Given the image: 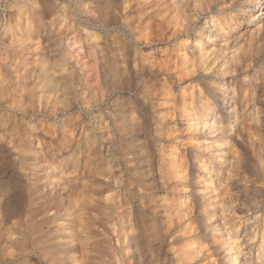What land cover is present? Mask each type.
Returning a JSON list of instances; mask_svg holds the SVG:
<instances>
[{"label": "rangeland", "instance_id": "obj_1", "mask_svg": "<svg viewBox=\"0 0 264 264\" xmlns=\"http://www.w3.org/2000/svg\"><path fill=\"white\" fill-rule=\"evenodd\" d=\"M51 1L0 0V45L2 40L8 44L19 28L25 46L20 56L11 57L22 77L14 74L5 82L6 92L0 88V264H44L37 251L30 258V229L36 239L45 232L51 250L46 256H67L70 264H103L107 239H116L114 224L118 237L135 236L127 250H136L137 264H238L225 242L228 234L235 238L243 215L255 207L260 217L251 230L252 257L254 264H264V17L246 25L238 43L227 41L248 18L244 12L252 0H177L187 1L192 24L185 29L173 23L167 30L163 18H174L177 3H150L141 14V32L152 39L134 43L130 54L124 43H114L108 63L101 59L106 73L98 74V82L89 69L94 59L86 31L46 34L54 26L49 27L52 17L41 8ZM112 1L107 0L104 13ZM65 2L56 1L58 9ZM160 4L164 8L158 15L146 16ZM209 10L218 23L210 44L204 32L195 31ZM125 12L128 20L139 13ZM29 21L36 44L25 33ZM116 25L125 29L121 21ZM72 34L81 37V51L79 43L69 42ZM4 51L0 60L9 54ZM69 52L75 57L66 65L63 55ZM37 57L50 67L52 78L61 79L65 101L38 103L37 95L53 92H46L45 80L38 77ZM74 76L85 79L84 85L71 86ZM202 103L211 110L208 121L216 131L209 124L192 125L190 116L198 117ZM105 114L114 123L99 134L103 142L98 145L117 170L114 180L124 185L123 201L116 206L103 201L109 193L100 190L104 176L96 174L103 167L93 168L94 153L88 152L93 141H85L86 131ZM221 175L233 177L239 193L218 185ZM126 189L132 190L130 197ZM62 243L74 248L60 251ZM186 252L192 259L185 260Z\"/></svg>", "mask_w": 264, "mask_h": 264}, {"label": "bare ground", "instance_id": "obj_2", "mask_svg": "<svg viewBox=\"0 0 264 264\" xmlns=\"http://www.w3.org/2000/svg\"><path fill=\"white\" fill-rule=\"evenodd\" d=\"M56 1H59V0H52L51 1L52 3L47 2L41 8L42 10H44V13L48 17H52L51 21L48 23L49 27L54 26V28L53 29L51 28L50 32L46 33V34H50L51 32L56 31V30H58L57 35L65 34L67 32V30L70 31L72 29H73V31L75 29H79V32L86 31L85 36H86V41H87V48L88 49L91 48V53H92L93 59H94L93 63H91V64H93V66L90 65L89 69L92 70V72H93L92 75H94V74L96 75L95 78L97 79V82H98V78H99L98 74L101 77H103V76H105V73H106L103 70V65H102L101 59H103L105 61V63H108L107 55H109L110 52H112L113 50H116L112 46L114 43H124V50H126L127 54H130L129 52H132L133 50H135V49H133L134 43H136V45H137V43H143V42H141L142 40L149 41L152 39L151 36H148L147 34H143L141 32L142 31L141 24L143 22L142 21L143 18L141 16V14L143 13L144 8L149 7L150 6L149 4L152 2L156 3L157 2L156 0H114V1H112L113 4L110 6L109 11L107 13H104L102 11L104 9V7H106L107 5L109 6V4H110V2H107V0H64V1H66V2L68 1V2H67V4H63L62 9H58V5H57L58 3H56ZM130 1H133L134 3L131 4ZM175 2L177 3V0H175ZM186 3H187V1H185L183 4L177 3L175 5V9L177 10V13L174 15V18H170V19L163 18L164 19L163 24L165 25L166 30L170 29V26L173 25V23H178L179 25H181L185 29H190L189 27L191 26L192 21L190 19L191 16L187 13V11L189 10V7H187ZM263 3H264V0H252V1H250V5L246 8V10H245L246 12H244L246 15H248V18H246L244 20L245 22H242L243 23L242 27H240V28L234 27L231 32L228 30L230 33H229V35H227V41H229L230 43H238V41L243 36H245V34H246V31H247L246 25H251V24H255V23L257 24V22L261 18L264 17V10H263V5H262ZM29 4H31V3H29ZM34 4L35 3L33 2V5ZM27 5H28L27 3L26 4L24 3L23 5L21 4L18 7V11H19L20 15L23 13V7H26ZM134 6H136V7L134 10H132V8ZM33 7H32V9H33ZM200 7H202V6H200ZM157 8H156L157 10H152L149 13L147 12L146 16H149L152 13H157L159 11L161 12L164 7L161 8V4H160ZM34 10H39V9H37V7H34ZM126 10L128 12L137 11L139 13L136 14L135 16H133L130 20H128L127 16H126L127 13L125 12ZM203 10H204V8H203ZM96 11H98L99 14H97ZM196 12H200V11L197 10ZM210 12H211L210 10L205 12V14L201 18L202 23L200 25H198L195 29V31H200L202 33L204 32L206 34L205 39H206L207 43H209V44L215 43L216 38H217L216 27L218 26V23L216 22L215 16L212 14L207 15ZM158 14L159 13H157L156 15H158ZM176 16L179 17L181 20L177 21V19H175ZM153 17L154 16H152L151 18H153ZM119 21L122 22V25L125 27V29L128 28L129 32H127L125 29L122 31L121 30L122 28L118 29V25H116V23ZM24 23H25V21H24ZM77 26H79L80 28ZM18 27L19 26L17 25V28ZM212 28H214V29H212ZM8 29L9 28L6 29V31L4 33V37L9 33ZM40 29H41V27H40ZM115 30L117 31V33L112 35V32ZM25 31H26L25 33H26V35H28V39L31 43H35V44L38 43V42H33L32 33H33L34 29L32 28L31 21L28 22V25L26 26ZM110 31H112V32H110ZM21 32H22V30H19V28H18L17 32H14L12 34L13 36H11L10 42L7 41L8 44H6V45H5V41H3V40L1 41L2 44L0 45V51L2 49H4L6 52L7 51L9 52V54L6 57H4L0 60V88H1L2 93L6 92L5 82L8 81L12 75L16 74V76L22 77V76H20V74L18 75V73H17L19 71L18 67L17 66L14 67L11 63L12 62L11 61L12 56H14V55L20 56L21 52L25 51V46H23L24 41H22L21 36H20ZM69 39H70L69 42L72 44H78V43L80 44L79 50H80V48H83V45L81 44V42H82L81 37L76 36L75 34H72V36ZM67 40H68V38H67ZM26 41H27V38H26ZM99 43H103V45L100 46ZM59 44H62L64 46V43H59ZM18 47L20 48L19 50L16 49ZM38 49H39V46H37L34 49L35 55L38 54ZM85 49H86V47H85ZM103 50L106 51L104 54H102ZM67 51H69V50H67ZM2 53H3V51H2ZM71 54H75V53L69 52V53H64V55H63V61L66 63V65H67V61L71 57H73V56L75 57V55L72 56ZM76 55H78V54H76ZM79 55H80V53H79ZM135 58L136 57L134 56V59ZM83 59H85V58H82V60ZM137 62H139V61H137ZM36 64L38 66H40V71H39L40 73L38 72L39 73L38 77H41V81L45 80V83L43 86L47 88L46 92H48V93L53 92V94H51L49 96L37 95L36 99H37L38 103L44 104V101H54L55 103L59 102L60 100L65 101L64 92H59L62 88V85H63L61 82V79L59 80L55 77L52 78V74L49 73L50 67L47 66L46 63L40 57H37ZM24 65H25V63H24ZM26 65H28V63ZM83 65H84V63H83ZM85 66H87V65H85ZM142 70H144V69H142ZM29 72H30L29 70H26L25 74L29 75ZM150 72H151V70H150ZM38 73L34 72L33 76L37 77ZM70 73L73 75L75 73V71L70 70ZM86 73H88V72H86ZM24 78H26V76ZM84 83H85V79H83V78L77 79L76 76H74L73 79H69V84L71 86H73V85L81 86V85H84ZM70 85H67V87H69ZM94 88H97V87L94 86L92 92L95 91ZM58 92H59V94H58ZM94 96L97 98V95L95 93H94ZM45 97L47 98L46 100H44ZM95 97H94V99H96ZM94 99H93V101H94ZM96 101L98 102L99 100H96ZM97 105L99 106L100 104L97 103ZM46 106H47V104H46ZM200 107L202 109V112L199 115L197 114L198 115L197 118L195 117V114H193V116L192 115L190 116V119L193 121L192 125H194L195 127H198V125L200 123H203V125H205V126H207L209 124L211 127H213L214 131H216L218 129L217 125L214 122L211 123L208 121V116L211 114V110L205 109L203 103L201 104ZM90 110H91V108H90ZM96 112H98V111H96ZM89 114H91V113H89ZM92 117H94V116H92ZM103 117H104L103 119L101 118L102 121L97 122L93 129H90V131L89 130L86 131L85 141L86 142L87 141H93L92 142L93 146L89 147V149H88L89 154L94 153V156H93V158H91V161H90L91 164L93 165V168L94 169H100L101 166L103 167L101 172L98 170V172L96 173V174H98V173L102 174L104 176V180L102 181V186L99 187L100 190L109 193L104 198L103 201L105 202L106 205H115L116 206V205H121L120 203L123 201L122 200L123 193H121V192H123L122 188L124 187V185L118 183L119 180H114L115 175L117 174V170H114L115 169L114 167H113L114 169L112 168L113 164L107 163L104 156L101 155V152H100V146L98 145V143L103 142V141L100 140L101 135H99V134L102 133V130L103 131L108 130L107 128L109 127L110 122L112 124L114 123L113 119L110 122L107 121L106 118L109 117L108 114H105ZM23 118H24V116H23ZM97 118H99V117H97ZM111 143H112V141H111ZM223 143L224 142H222V145H223ZM112 154H113V152H112ZM120 162H121V160L118 161L117 163H120ZM102 163H104V164L101 165ZM77 164H79V163L77 162ZM125 168L126 167H124V169ZM220 171L221 170L219 168L216 170L217 173H219ZM90 172H92V170H90ZM94 180L96 181L99 179L97 177H95ZM218 183H219L218 185H220V186L230 185L231 188L233 190H236L238 193L240 191L239 190L240 189L239 184L237 182H235L233 177H231L230 175H221L219 177ZM126 191H128V193L127 192L126 193L130 197L132 190L126 189ZM128 195H127V197H128ZM185 198L180 200V202L186 201ZM223 202H226L225 198H223ZM257 208L258 207H255L256 210L254 212L249 213V211H248L246 214L243 215V217H242L243 221L241 222L242 225L239 227V231L235 233V238L238 240V242H235V240H234L235 238L232 240V237L229 234H228V238L226 239L225 243L228 245L227 248H229L230 251H233L231 256H230V259L233 262L236 261L238 264H254L253 257H252V248H253L252 247V243H253L252 239H253V237L251 235V230L253 228L254 223L256 221H258L259 220L258 218L260 217V214H259L260 209H257ZM116 214L119 215V212H117ZM33 215H35V213H33ZM33 215H31V218L33 217ZM211 215L213 216L214 214H211ZM112 231L114 232L116 239H113L110 237L107 239L108 240L107 241V249H105V251L103 252L104 257L102 258L103 264H137V258H136V252H135L136 250H133L134 248L132 250H130V249L127 250L128 247L133 246V242H134L133 239L135 238V236H128V235L126 236L125 234H123L120 237H118L120 235V232L118 229H115V224L113 225ZM102 234L105 236L106 235L107 236L113 235V234L109 235L106 230H103ZM38 237L39 238L36 239V235H34L33 229H30L29 234H28V238H27L28 246L30 249V258H32L33 254L37 251V253L39 254L38 257L41 258V262L44 264H70L69 258L67 256L66 257H63V256H60V257L46 256L49 254V252H51V250L48 249L49 248L48 246L50 245V243L48 242V238H46V240L45 239L43 240V238L46 237V235H45V232H43L42 230H41L40 234L38 235ZM51 238L53 239V236ZM39 239H41V240L38 241ZM112 241H114V242H112ZM73 248L74 247H72V246H65V243H62L59 250L68 252V251L72 250ZM185 256H186L185 257L186 261L192 259V254L189 252H186Z\"/></svg>", "mask_w": 264, "mask_h": 264}]
</instances>
